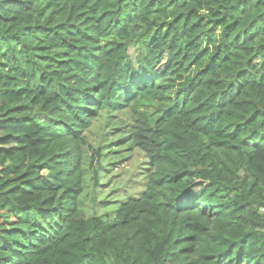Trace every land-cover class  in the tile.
I'll return each mask as SVG.
<instances>
[{"label":"trees","instance_id":"1","mask_svg":"<svg viewBox=\"0 0 264 264\" xmlns=\"http://www.w3.org/2000/svg\"><path fill=\"white\" fill-rule=\"evenodd\" d=\"M121 112L145 187L88 216ZM0 264H264V0H0Z\"/></svg>","mask_w":264,"mask_h":264},{"label":"rangeland","instance_id":"2","mask_svg":"<svg viewBox=\"0 0 264 264\" xmlns=\"http://www.w3.org/2000/svg\"><path fill=\"white\" fill-rule=\"evenodd\" d=\"M108 118L105 113L100 115L98 121L87 132V141L93 149L102 148V152L107 154L104 159L106 165L111 163H118V165L115 169L112 168L113 171L102 175L96 192V202L106 200L108 203L94 208L88 216L93 212L92 214L112 218V211L114 210L112 206H115L112 205L113 202H121L128 198L137 197L143 191L146 182L147 161L138 149H130L128 143L103 147L110 141L109 144L117 142L119 137L125 134V130L129 128L130 124L127 112L117 113L115 117ZM117 129L120 130L117 131ZM105 139L107 140L104 142ZM86 152L87 157L92 153L90 149H87ZM88 192V199H91L93 195L90 189Z\"/></svg>","mask_w":264,"mask_h":264}]
</instances>
